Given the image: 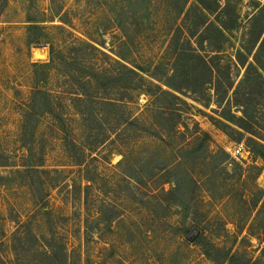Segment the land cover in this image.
<instances>
[{
    "label": "rangeland",
    "instance_id": "1",
    "mask_svg": "<svg viewBox=\"0 0 264 264\" xmlns=\"http://www.w3.org/2000/svg\"><path fill=\"white\" fill-rule=\"evenodd\" d=\"M178 3L0 0V254L7 264H38L33 243L15 240L21 224L30 225L40 239L56 230L75 264L80 257L83 264L89 259L97 264H230L231 255H238L236 264H264V159L260 157L264 154V85L253 77L242 85L245 69L230 59L264 0L238 2L241 27L222 52L223 63L232 66L234 88L220 97L210 85L203 86L208 77L197 62L192 83L196 93L169 88V83L181 85V78L169 82L153 77L157 64L169 69L174 58L169 47L178 24ZM202 34L209 35L207 27H202ZM77 40L128 65L143 66L146 72L141 75L153 89L161 86L185 101L178 130L199 127L211 137L210 149L223 150L228 159L227 172L213 171L217 160L199 151V143L189 136L173 137L167 143L143 138L131 157L138 173L121 166L123 156L118 151H106L111 164L99 168L95 194L103 199L108 195L120 216L112 233L100 231L92 241L86 238L84 195L77 187L86 183L68 156L63 133L47 116L27 121L22 112L36 89L55 94L70 91L73 94L67 98L76 97L78 91L65 84L63 70L75 58H80V67L91 53ZM193 40V48H200L195 42L201 38ZM124 42L130 48L121 46ZM52 47L61 51V65L43 68L51 60ZM119 52L124 59L117 56ZM136 95L140 109L151 100L145 88ZM60 106L74 109L78 102L66 99ZM73 128L74 134L81 131ZM239 145L244 152L234 157ZM29 164H44L39 169L51 171L46 184L55 186L43 188L37 174L26 171L30 168L24 166ZM238 167L244 169L242 181H236ZM134 178L142 182L140 188ZM110 216L105 212L104 217ZM195 228L200 233L191 242ZM23 250L30 254L18 261L15 253Z\"/></svg>",
    "mask_w": 264,
    "mask_h": 264
},
{
    "label": "trees",
    "instance_id": "2",
    "mask_svg": "<svg viewBox=\"0 0 264 264\" xmlns=\"http://www.w3.org/2000/svg\"><path fill=\"white\" fill-rule=\"evenodd\" d=\"M240 1L179 0L178 24L169 47L174 58L169 60L171 63L169 69H165L164 63L157 64L153 70V77H163L169 82L181 78V85L169 83V88L180 93L183 91L196 93L197 88H194L192 83L194 84L193 63L197 62L200 66L196 67L202 68V72L208 77L203 84L204 87L210 85L211 90L219 97L233 90L232 66L230 63H223L222 52L231 42L232 33L241 27L238 10ZM204 26L209 32L207 37L202 34ZM195 38H201L195 42L198 45L201 44L198 49L193 48ZM77 42L91 53L88 54L89 59L81 61L83 63L80 67L77 66L80 58H75L72 60L73 65L63 70L65 84L70 86V90L78 91L74 93L76 97L67 98L73 94L70 91L55 94L36 89L27 99L22 112L23 118L27 121L47 116L63 133L68 156L73 166L79 167L83 176L82 181L86 183L84 185L81 183L77 187L80 196L84 195L86 238L92 241L100 231L112 233L113 222L120 216L119 208L111 202L108 195H105L107 198L103 199L95 194L99 168L103 166V163L111 164L108 155L105 154L106 151H118L123 156L121 166L125 165L138 173L140 169L135 170L136 164L131 157H133L135 146L143 138L151 136L167 143V139L173 137L182 139L189 136L193 142L199 143L201 147L199 151H204L208 158L217 160L213 171L227 172L228 159L223 150L210 149L211 137L199 127L196 130H190L184 126L183 132L178 130L185 101L179 95L163 90L161 86L153 89L147 79L141 75V72H146L143 66L128 65L90 43L81 40ZM174 42L175 46L172 45ZM205 45H207V51ZM121 46L130 48L126 42ZM233 49L235 52L230 59L232 61L234 59L237 67L245 69L242 85L251 77L264 85V5L252 18L239 47ZM60 54L61 51L52 47L51 60L49 63L42 64L43 68L51 69L57 63L61 65ZM117 56L124 59L120 52ZM163 68L164 71L161 72ZM143 88L151 96V100L140 109L136 92ZM238 93L239 89L235 91V94ZM66 99L78 102L77 108L67 109L65 106H60V102ZM73 125L81 129L78 132L80 134L73 133L75 131ZM260 157L264 159V154L261 153ZM140 164L139 162L137 166ZM34 166L37 168H33ZM43 166L44 164H29L24 167L30 168L26 170L27 172L31 170L37 174L38 182L43 188H52L55 185L47 186L45 181L51 171L39 169ZM238 170V172L235 170L236 181H242L244 169L238 167ZM18 173L24 174L20 171ZM31 179L28 180L30 187L33 186ZM134 179L136 186L140 188L142 182ZM40 200L42 201L43 198ZM105 212L112 213V216L104 217ZM15 240H19L22 245L33 243L32 248L37 254L34 262L38 264H75V257L69 253L68 244L61 240V236L53 228L49 238L40 239L30 225L21 224L20 230L15 234ZM29 254L30 252L23 250V252L17 251L15 256L20 261V258L28 257ZM208 256L216 261L209 253ZM229 260L230 264H236L239 257L231 255ZM77 261L79 259L76 257V263ZM0 264H7L1 254ZM78 264H83L81 257ZM86 264L97 263L89 259Z\"/></svg>",
    "mask_w": 264,
    "mask_h": 264
},
{
    "label": "built area",
    "instance_id": "3",
    "mask_svg": "<svg viewBox=\"0 0 264 264\" xmlns=\"http://www.w3.org/2000/svg\"><path fill=\"white\" fill-rule=\"evenodd\" d=\"M243 152H244V147H243L242 145H239V146H237V147L235 148V150H234V152L232 153V155H233L234 157H236V156L242 155Z\"/></svg>",
    "mask_w": 264,
    "mask_h": 264
},
{
    "label": "water",
    "instance_id": "4",
    "mask_svg": "<svg viewBox=\"0 0 264 264\" xmlns=\"http://www.w3.org/2000/svg\"><path fill=\"white\" fill-rule=\"evenodd\" d=\"M38 47H42V46H38ZM199 233L200 231L197 228L193 229L192 231L193 238L191 239V242H194V239L198 236Z\"/></svg>",
    "mask_w": 264,
    "mask_h": 264
}]
</instances>
